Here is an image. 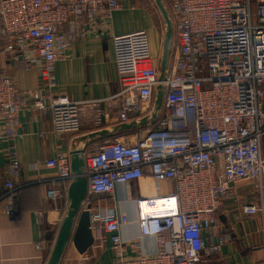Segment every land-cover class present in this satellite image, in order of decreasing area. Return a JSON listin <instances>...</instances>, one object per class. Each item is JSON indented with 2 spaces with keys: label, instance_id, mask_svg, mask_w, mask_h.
I'll use <instances>...</instances> for the list:
<instances>
[{
  "label": "built area",
  "instance_id": "2783aa9c",
  "mask_svg": "<svg viewBox=\"0 0 264 264\" xmlns=\"http://www.w3.org/2000/svg\"><path fill=\"white\" fill-rule=\"evenodd\" d=\"M122 1L0 0V54L20 59L41 81L36 92H22L14 76L0 71V140L17 136L25 110L49 112L57 134L79 132L84 111L94 114L96 127L112 115L119 125L149 121L161 85L156 120L132 129L133 140L111 139L82 152L87 193L80 211L89 214L93 240L108 237L111 264H206L229 242L216 214L234 182L257 183L259 202L240 211L259 217L264 236V2L256 0L253 12L251 0H168L172 41L161 82L148 36L138 31L113 38L117 93L80 102L59 95L45 106L41 92L54 86V64L62 52L75 40L106 32ZM45 166L55 172L46 196L66 197L73 180L70 156L48 159ZM144 172L173 184L168 195L135 201L140 238H155L154 256L141 253L139 240L123 242L119 232L128 224L126 215L92 205ZM19 173L12 155L0 196L11 219L19 215L20 186L12 183ZM156 200L164 207L146 211Z\"/></svg>",
  "mask_w": 264,
  "mask_h": 264
},
{
  "label": "crops",
  "instance_id": "0c3cea01",
  "mask_svg": "<svg viewBox=\"0 0 264 264\" xmlns=\"http://www.w3.org/2000/svg\"><path fill=\"white\" fill-rule=\"evenodd\" d=\"M262 1V0H259ZM152 0H123L120 9L113 12L106 32L91 34L75 40L67 47L54 64V86L42 95V102L49 105L50 99L59 95L70 101L109 98L117 93L115 47L113 38L138 31L148 36L150 54L158 66L162 54L165 33L164 23L156 12ZM264 2V1H262ZM1 49V44H0ZM0 71L16 78L22 92L40 89V74L35 69H26L20 59L9 61L0 54ZM264 108V105H263ZM105 110V106L102 105ZM20 127L13 140H0V196L8 177V163L14 155L20 164V173L12 181L20 186L17 200L19 215L9 218L0 202V264H46L52 250L58 228L68 209L67 196L51 199L46 192L52 188L55 172L45 166V161L58 156H70L74 151H92L101 142L116 138L133 140L132 129H122L111 136L89 138L90 134L112 132L118 127L114 115L99 127L94 114L84 111L79 132L57 134L52 131L50 114L25 110L19 116ZM42 135V136H40ZM260 153L264 159V134L261 137ZM173 192L170 181H154L146 172L135 180L115 186L111 196H99L93 206L112 208L124 214L128 224L119 235L127 244L140 241L141 253L154 256L157 246L154 237L140 238L135 201L155 198ZM264 193V189H263ZM259 190L254 181H237L231 185V194L218 210L217 217L229 242L211 254L206 264H264V236L258 216H245L240 207L257 204ZM129 255H133L130 248ZM88 259L81 263V255ZM79 254L69 242L59 264H111L112 251L108 237L95 239L93 244Z\"/></svg>",
  "mask_w": 264,
  "mask_h": 264
},
{
  "label": "water",
  "instance_id": "95a60500",
  "mask_svg": "<svg viewBox=\"0 0 264 264\" xmlns=\"http://www.w3.org/2000/svg\"><path fill=\"white\" fill-rule=\"evenodd\" d=\"M152 1L159 11L161 19L165 26L162 54L158 63V79L161 82L164 79V72L166 70L169 57V51L172 41V26L168 13L164 8L162 1ZM162 97L163 88L161 85H159L156 88L153 113L149 121L146 118H142L137 122L118 125V127L113 128L112 132L102 131L98 134H90L89 138H93L96 136H111L118 130L134 129L137 127L146 126L148 122H154L157 118V113L160 110L162 104ZM82 152L83 151H74L70 154V169L73 174V180L67 190V199L69 202L68 209L58 228L54 244L46 264H59L64 250L69 242L73 244L75 250L79 254H83L93 244V236L90 230L89 214L86 211H80L81 202L83 201L87 193V181L84 177V163Z\"/></svg>",
  "mask_w": 264,
  "mask_h": 264
},
{
  "label": "rangeland",
  "instance_id": "374dc122",
  "mask_svg": "<svg viewBox=\"0 0 264 264\" xmlns=\"http://www.w3.org/2000/svg\"><path fill=\"white\" fill-rule=\"evenodd\" d=\"M162 1V3H163V5H164V8L166 9V11H167V1L168 0H161ZM262 1H264V0H262ZM152 4L154 5V3L152 2ZM154 7H155V5H154ZM256 7H257V2H256V0H251V8H252V11L253 12H255V10H256ZM156 8V7H155ZM156 12H157V14H158V16H159V18H160V21L162 22V25H163V21H162V19H161V15H160V13H159V11L157 10V8H156Z\"/></svg>",
  "mask_w": 264,
  "mask_h": 264
},
{
  "label": "bare ground",
  "instance_id": "6f19581e",
  "mask_svg": "<svg viewBox=\"0 0 264 264\" xmlns=\"http://www.w3.org/2000/svg\"><path fill=\"white\" fill-rule=\"evenodd\" d=\"M163 201H154V205L152 207H146L145 210L146 211H157V210H160L162 209L164 206H163Z\"/></svg>",
  "mask_w": 264,
  "mask_h": 264
}]
</instances>
